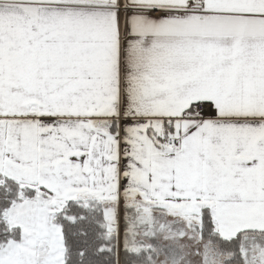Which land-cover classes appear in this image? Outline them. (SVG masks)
<instances>
[{"label": "snow or ice", "instance_id": "obj_1", "mask_svg": "<svg viewBox=\"0 0 264 264\" xmlns=\"http://www.w3.org/2000/svg\"><path fill=\"white\" fill-rule=\"evenodd\" d=\"M0 264H264V0H0Z\"/></svg>", "mask_w": 264, "mask_h": 264}]
</instances>
